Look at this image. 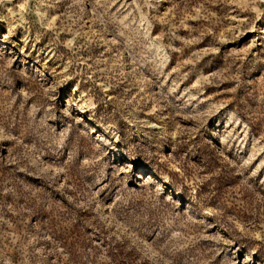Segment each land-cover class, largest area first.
<instances>
[{
    "label": "rangeland",
    "instance_id": "rangeland-1",
    "mask_svg": "<svg viewBox=\"0 0 264 264\" xmlns=\"http://www.w3.org/2000/svg\"><path fill=\"white\" fill-rule=\"evenodd\" d=\"M0 264H264V0H0Z\"/></svg>",
    "mask_w": 264,
    "mask_h": 264
},
{
    "label": "bare ground",
    "instance_id": "bare-ground-1",
    "mask_svg": "<svg viewBox=\"0 0 264 264\" xmlns=\"http://www.w3.org/2000/svg\"><path fill=\"white\" fill-rule=\"evenodd\" d=\"M84 105H88V102L87 101H84V103H83ZM91 105V104H90ZM83 106V105H82ZM82 106H81V108H82Z\"/></svg>",
    "mask_w": 264,
    "mask_h": 264
}]
</instances>
